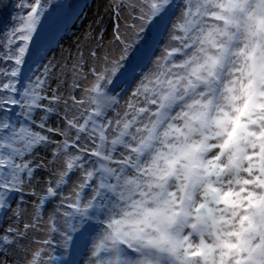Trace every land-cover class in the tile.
Instances as JSON below:
<instances>
[{"label": "snow or ice", "instance_id": "snow-or-ice-1", "mask_svg": "<svg viewBox=\"0 0 264 264\" xmlns=\"http://www.w3.org/2000/svg\"><path fill=\"white\" fill-rule=\"evenodd\" d=\"M125 6L136 15L125 32L115 26L117 55L90 52L86 71L81 55L72 82L56 77L55 87L50 61L21 87L49 0H18L24 14L0 41V213L14 221L0 231V264L29 230L45 235L24 264H57L81 240L82 264H264V0L113 8ZM154 25L167 41L130 76V50ZM41 148H51L47 163ZM50 169L56 178L37 196L36 173ZM25 194L36 203L21 227Z\"/></svg>", "mask_w": 264, "mask_h": 264}, {"label": "rangeland", "instance_id": "rangeland-1", "mask_svg": "<svg viewBox=\"0 0 264 264\" xmlns=\"http://www.w3.org/2000/svg\"><path fill=\"white\" fill-rule=\"evenodd\" d=\"M120 0H86L83 3V7L81 9V13L77 16L76 19L73 20L71 24H69L67 27H64L59 32V38L58 41L52 44L51 47H48L44 49L38 56L33 58V70L36 69L39 65L47 64L51 61L53 65H55V69L53 72V81L52 86L55 87L56 80L55 78L58 77L63 80H67L69 84L72 82V70L73 66L76 64V62L80 59V56H83V60H81V63H84L85 61L87 64L85 65V71L87 70V67L92 65L93 63H96L97 61H93V59L90 57V52L92 51H98L100 56H103L105 53H108L112 56H115L119 53V47L113 40V35L115 31V26L118 24V16L116 13V10L113 8V5L115 3H119ZM125 5L132 2V0H124ZM176 4H180L181 0H175ZM121 17H120V29L121 32H125V25L132 23V16L136 15L135 12L132 11L131 8L125 6L120 11ZM172 12H175L178 15V9H173ZM172 12L169 13L170 20L173 18ZM165 18V22H166ZM119 25V24H118ZM156 26L149 27L148 30L142 35L141 40L138 44V47L135 49V51L130 50L131 52V58L127 61V67L126 69L130 68L133 61L139 59L141 53L143 52V49L148 48L154 35ZM126 35H130V33H126ZM102 37V38H101ZM167 41V36L165 33L164 39L160 42L159 47L157 48L155 54L153 55L152 59L156 55L159 54L160 48L163 46V43ZM132 61V62H131ZM138 67V66H137ZM134 68L135 69H137ZM151 68V63L148 67L145 68V72L148 71ZM129 72V75L133 74V71ZM142 72V71H141ZM140 72V73H141ZM140 73H137L135 75H139ZM32 75V71L29 73L28 76ZM91 79V78H90ZM66 88H62L61 91H66ZM79 96L80 93H77ZM127 95H125L121 101H120V107L117 109V111H122L123 107L125 105V101L127 100ZM115 113L110 114V118L114 117ZM18 120V118H17ZM59 121L53 117L50 121V126H57ZM39 156L37 159L44 158L45 161H48L51 156V148L45 150V149H38ZM57 168L56 165L52 166V169ZM52 169L49 171H45L43 175H38V179L40 180L39 183L33 182L35 192L37 196L41 194L42 189L44 188V181L52 175ZM56 178L55 175H52V179L54 180ZM79 177L73 176L69 188L67 190H64L63 194L68 195L70 194L71 188L78 183ZM25 200H29L31 203H36V197L29 196L25 194L23 196ZM17 203V197L14 196L12 200V207H16ZM58 203V201H53L52 203H49L44 210V218L45 221L43 222V226L47 225L48 223V216L51 213L52 208L55 207V204ZM11 212L0 213V216L5 214V219L3 222V228L8 227L11 223L14 221L12 219H9L12 214ZM10 214V215H9ZM2 226V224H0ZM42 226V228H43ZM3 228H0V231L3 230ZM20 246V245H19ZM20 250H12L10 252V257L12 258L13 262L20 263L22 262L21 258L25 261L26 255L28 252L35 249V247H29L27 249H23L22 247ZM73 249H70L67 259L61 260V263L57 264H82V262L86 258V247L84 248V252H82V258L80 260L75 259V256L80 253L79 250L75 251L74 256L71 251ZM55 253L53 255L55 256H61L62 250L59 248H55L54 250H50ZM81 254V253H80ZM0 259H5V257H0ZM8 260V258L6 257ZM11 260V263H12Z\"/></svg>", "mask_w": 264, "mask_h": 264}, {"label": "trees", "instance_id": "trees-1", "mask_svg": "<svg viewBox=\"0 0 264 264\" xmlns=\"http://www.w3.org/2000/svg\"><path fill=\"white\" fill-rule=\"evenodd\" d=\"M85 1L86 0H49L48 11L46 12L45 16L42 18L41 24L38 26L37 33L34 35L33 41L31 42L30 45V53L26 58L27 62L26 65L24 66L23 75L21 77V80L23 81L21 87H23L24 83H27V77L31 72L30 70H33L32 59L38 56L44 49L51 47L52 44L58 41L59 32L64 27H67L69 24H71L73 20L77 18V16L81 13V9ZM17 4H18V0H0V41H3L7 32L10 31L15 26L17 22L16 21L17 16L24 14L21 11V9L17 7ZM120 11L117 15L119 26H120V17L122 14ZM4 67H6V65L0 62V68H4ZM17 118L20 119L19 117L16 116L12 117L14 121H16ZM45 163H47V161H45ZM44 173L46 172L38 171L36 173L37 178L39 177L38 175H43ZM13 197L11 199V204ZM22 199L25 202L23 205V210L25 214L21 220L15 222L18 223L21 227L23 226L24 223L30 222L33 219L34 217L33 209L35 206L34 202L31 203L29 200H25L24 197ZM3 217L5 218V214L2 215V217L0 216V221L3 219ZM4 220L5 219H3V221ZM44 221L45 218L43 214V218L40 221L41 228L43 226ZM44 235L45 233L43 230H29L27 232L26 238L19 242L20 246H18V248L22 247L23 249H27L28 245L29 247L36 248L37 245L34 243V241L43 239ZM50 250L53 249H49V251ZM10 252L12 251H9L7 254L8 264H24V260L22 258H21L22 262L20 263L13 262L12 258L9 255Z\"/></svg>", "mask_w": 264, "mask_h": 264}]
</instances>
